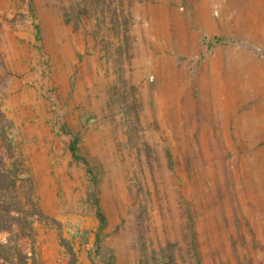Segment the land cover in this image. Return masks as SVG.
<instances>
[{"label":"rangeland","instance_id":"rangeland-1","mask_svg":"<svg viewBox=\"0 0 264 264\" xmlns=\"http://www.w3.org/2000/svg\"><path fill=\"white\" fill-rule=\"evenodd\" d=\"M0 113L27 264H264V0H0Z\"/></svg>","mask_w":264,"mask_h":264},{"label":"trees","instance_id":"trees-1","mask_svg":"<svg viewBox=\"0 0 264 264\" xmlns=\"http://www.w3.org/2000/svg\"><path fill=\"white\" fill-rule=\"evenodd\" d=\"M226 41L223 37H214L213 44ZM2 114L0 113V116ZM1 145L10 151V145L5 139V126L0 124ZM77 157L75 145L72 146ZM16 163L9 166L0 156V233H6L4 241H0V264H27L30 257L19 248L20 241L33 245L35 238L34 211L26 209L17 193ZM102 225L106 219L101 210L96 211ZM71 254V264H77L75 254L68 246ZM32 256V255H31Z\"/></svg>","mask_w":264,"mask_h":264}]
</instances>
